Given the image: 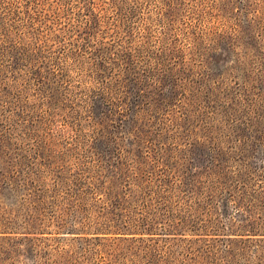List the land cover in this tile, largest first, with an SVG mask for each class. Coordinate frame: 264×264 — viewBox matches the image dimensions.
I'll list each match as a JSON object with an SVG mask.
<instances>
[{
	"label": "rangeland",
	"instance_id": "374dc122",
	"mask_svg": "<svg viewBox=\"0 0 264 264\" xmlns=\"http://www.w3.org/2000/svg\"><path fill=\"white\" fill-rule=\"evenodd\" d=\"M109 1L95 0V11L104 14L105 27L109 17L120 13L118 23L130 40L124 45L139 49L136 60L149 66L156 48L168 45L163 95L150 99L158 115L144 126L148 136L139 135L143 141L149 138L147 143L128 136L133 126L127 121H120L119 129L105 123L98 130L81 108L88 88H93L84 67L70 57L56 61L57 40L43 47L32 40L41 13L52 16L60 10L59 17L65 19V0H0V222L15 219L14 232H3L15 251L0 241V264H45V256H37L32 243L50 260L63 256L64 264L97 261L99 255L75 252L81 243L77 236H90L87 233H66L56 224L44 233L18 226L15 210L26 193L18 186L30 171L50 187L62 167L71 173L99 168L116 183L115 173L121 170L117 156H135L140 162L148 156L150 168L157 165L165 175L190 184L188 197L200 202L193 205V219L208 226H196L195 231L156 227L151 238L146 234L143 240L121 241L119 260L264 264V0H118L116 6ZM78 5L91 6L87 0ZM62 34V41L69 43ZM144 42L148 48L141 52ZM40 61L42 66L37 65ZM27 63L45 73L62 68L63 84L52 94L64 101L65 117L55 109L56 101H49V85L25 72ZM140 87L129 84L130 102L151 98L149 87L144 97L134 94ZM96 103V110H107L100 100ZM113 118L119 121L120 116ZM115 189L120 191V186L115 184ZM93 196L97 204H108L103 189ZM85 221L79 213L75 223L68 219L66 226L79 231ZM33 237L39 239L30 242Z\"/></svg>",
	"mask_w": 264,
	"mask_h": 264
},
{
	"label": "trees",
	"instance_id": "16d2710c",
	"mask_svg": "<svg viewBox=\"0 0 264 264\" xmlns=\"http://www.w3.org/2000/svg\"><path fill=\"white\" fill-rule=\"evenodd\" d=\"M94 1L87 0L91 6L85 9L78 5L79 0H65L67 8L64 20L59 17L60 10L52 12V16L50 13H41L39 16L41 24L35 28L36 32L32 34V40L39 41L41 47L46 46L51 40H57L60 44L56 61H60L62 57H70L74 64L84 67L86 75L91 78L93 88H88L87 98L81 108L84 107L89 113L98 130L105 128V123L116 124L113 126L119 129L123 126L120 121H127L133 126L128 130V136L138 137L140 141L147 143L149 138L143 141L139 135L148 136L144 126L150 123L152 117L158 115L159 108L155 109L156 102L150 99L156 94L163 95L161 75L167 70L165 59L168 45H159L156 48V57L149 66L136 60L135 53L139 52V49L124 45L130 40L125 37V31L118 23L121 22L120 13L117 17H109L113 22L109 21V27H105L104 14L102 11H95ZM102 1L106 2V0ZM117 1L110 0L108 4L116 6ZM126 30L129 36L133 35L130 27ZM62 33L68 36L69 43L62 41L65 39ZM106 36L109 37V41L102 40ZM147 48L148 42H144L140 50L147 51ZM43 64L44 62L40 61L37 65ZM24 67L26 73L35 75L33 78H36L38 83L49 85L48 99L55 103L57 97L53 95L54 91L63 84L60 79L63 76L62 68L54 67L45 73L32 63H27ZM49 77H52V80ZM130 83H135L138 88L143 86L138 91H134L139 97L147 95L145 89L148 87L153 89V91L148 90V97L151 98L139 103L130 102L131 95L127 90ZM68 89L64 87L65 92H68ZM97 99L106 106L107 110H96ZM62 103L64 101L61 99L56 101L55 109L60 111V116L65 117L66 113L62 114L61 110L64 106ZM116 115L120 116L119 121L113 118ZM134 157L117 156L121 161V170L115 173L116 183L102 174L99 168L81 169L71 173L61 166L60 176H56L50 187L35 180L30 171L25 172L18 187L26 193L20 196V201L17 202L19 208L15 211L19 224L17 222L16 224L25 229H35L38 233H44L43 229L48 225L56 224L66 233L89 234L90 236H77L81 237V243L76 246L78 249L75 252L93 253L99 255V259L94 262L87 261L85 264H125L118 258L123 253L119 251L121 241L143 240L146 234L147 238H151L149 235L154 234L156 227L172 231L185 229L195 231L193 228L196 229L198 226L201 230L207 229L208 226L197 224L193 219L197 216L194 214L197 208L193 205L200 202L188 197L189 190L186 189H190L188 188L191 187L190 184H185L182 178L174 175H165L157 165L150 168L148 156L147 158L144 156V160L140 159L141 162ZM101 177L105 179L101 180ZM115 184L120 186V191L115 189ZM98 189H103L109 196L107 205H99L95 202L93 194ZM229 196L232 194L229 193ZM191 201L193 203L189 204ZM79 213H82L87 220L79 231L73 226L72 228L66 226L68 219L75 223ZM159 219H163V223L159 222ZM14 225L15 219L0 222L2 229L10 230L0 231V241L3 240L10 251H15L14 244L8 241L7 235H3V232H14L12 230ZM84 227L86 230H83ZM34 239L39 238H28L30 242ZM31 246L37 256H45V264H64L63 256L50 260L47 252L38 251L35 243ZM66 260L68 261L69 258Z\"/></svg>",
	"mask_w": 264,
	"mask_h": 264
}]
</instances>
